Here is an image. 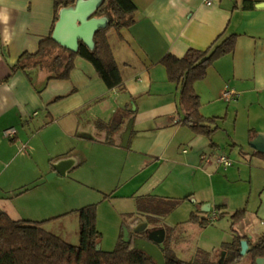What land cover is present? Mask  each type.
<instances>
[{
    "label": "crops",
    "instance_id": "obj_1",
    "mask_svg": "<svg viewBox=\"0 0 264 264\" xmlns=\"http://www.w3.org/2000/svg\"><path fill=\"white\" fill-rule=\"evenodd\" d=\"M99 1L80 0L72 8L81 7L87 20H108L95 14ZM133 1L137 10L131 24L108 32L124 81L122 89H109L83 57L76 58L68 79H49L48 67L30 69L31 77L28 70L16 69L22 56L36 52L52 33L55 1L0 0V211L13 220L45 221L49 231L79 244V213L65 211L59 196L52 201L48 183L70 175L87 181L81 167L88 152L102 145L140 160L130 172L133 160L127 156L124 185L132 188L122 195L113 191L111 197H133L140 212L159 219L191 200V215L167 227L174 232L200 224L190 219L194 213L202 219L216 211L233 222L241 212L240 220H264V151L251 145L259 140L264 146V0H252L255 6L249 9L243 8L244 0ZM221 33L236 34L234 51L217 59L194 84L201 113L217 118L216 130L207 135L185 123L180 88L168 79L161 59L167 53L181 57L190 47L206 49ZM33 61L26 59L27 69ZM8 128L16 129L15 136H6ZM222 154L231 165L218 163ZM151 179L156 190L145 186ZM138 195L168 203L161 205L165 216L150 207L142 211ZM173 200L178 203L172 205ZM139 222L128 225L133 240L142 237L136 236ZM153 228L165 227L154 223ZM235 231L245 236L249 249L264 233L254 224Z\"/></svg>",
    "mask_w": 264,
    "mask_h": 264
},
{
    "label": "trees",
    "instance_id": "obj_2",
    "mask_svg": "<svg viewBox=\"0 0 264 264\" xmlns=\"http://www.w3.org/2000/svg\"><path fill=\"white\" fill-rule=\"evenodd\" d=\"M54 1L57 23L61 8L72 6L77 0ZM244 3L245 9L255 6L252 0H244ZM136 10L137 5L133 0H102L95 14L108 17V22L96 30L93 48L81 40L78 50H71L57 42L52 31L40 42L38 50L25 53L15 68L28 70L30 76V69L48 67L49 79H68L75 67L76 58L83 57L94 65L109 89H122L124 81L108 32L112 28L119 30L130 25L133 21L132 14ZM235 40L236 34L221 33L206 49L190 47L181 57L167 53L161 59V63L166 67L168 79L180 88L179 108L187 118L185 123L195 132L211 135L217 128L214 126L217 118L206 117L201 113V99L194 84L207 75L209 67L217 59L234 51ZM26 59L34 60L32 68H26ZM144 199L145 204H142L141 200L139 202V207L143 210L148 208L154 197L148 195L144 196ZM177 203L178 200H173L172 205ZM75 211L80 216V241L77 245L49 231L44 226L45 221L13 220L0 211V264H159L147 252L135 247L132 238L129 241L119 239L113 250L99 248L102 233L97 227V205L90 203ZM239 213L241 212L233 215V222L236 223V220L240 219L237 218ZM190 219L199 221L202 225L211 224L205 217L200 219L195 213ZM243 238L244 235L236 232L233 240L226 242L224 250L227 255L223 263L203 257V264H256V258L264 256V233L251 242L247 258L240 253ZM160 247L164 253L165 264H196L198 259L186 261L179 258L171 248L167 236Z\"/></svg>",
    "mask_w": 264,
    "mask_h": 264
},
{
    "label": "rangeland",
    "instance_id": "obj_3",
    "mask_svg": "<svg viewBox=\"0 0 264 264\" xmlns=\"http://www.w3.org/2000/svg\"><path fill=\"white\" fill-rule=\"evenodd\" d=\"M118 150L119 149L100 145L96 152L93 150L92 153L87 151V161L80 170L83 175L82 179L87 180L85 182L80 181L73 175H70V177L57 176L50 179L48 183V189L50 190L52 201L54 200L53 198H57V196L63 199L65 202V208L63 209H66L65 211H73L74 209L90 203H95L97 205V227L102 233L100 248L104 250H113L117 246L119 239H128V225H131L134 220L141 221L137 225V229L142 228L147 222L149 223V226L147 223L148 229L153 228L154 223H157L165 227L167 231L166 236L168 238H172L179 257L189 260L197 257L198 259L196 264H203L201 260L203 257H207L209 259L214 256L216 259L220 257V254L224 251V246L226 245L225 242L233 239L236 229L244 231V229L248 228L250 224H254V227L256 226L260 229V231H264V220L261 221L256 216H253V221L237 219L235 223L232 222L230 216L224 213L218 220L210 225L195 223L189 225V227L184 225L182 228L177 229L176 232L170 230L167 228L170 224L176 221H183L191 215V210L188 208V206H191L192 204L190 203L191 200L189 199V202L177 208L169 217H164L165 213L163 214L161 212L163 211L161 205H167L168 203L162 201L160 202L159 200H157L159 203H151L150 206L148 205L147 207L156 210V212H153L152 210V213H155V215H159L160 217H164L159 219L140 212L141 210L138 209L137 201L133 197H111L110 194L113 191L116 194L122 195L132 188L133 184L130 186L124 185L126 171L128 170L127 156H130L133 160L130 172H133L135 166L140 163L137 155H120L118 153L121 151ZM122 150L128 152L127 150L129 149L128 147H123ZM154 185L155 183L153 179H151L145 186L148 190L152 188L153 190H156L157 188ZM158 189L161 190L163 188L160 187ZM256 196L257 194H255L254 197ZM136 198L139 201L141 200L142 204L145 202L144 197L138 195ZM254 201L256 202V199H254ZM146 209L148 208H144V211ZM148 210L150 211V209ZM72 213L73 212L69 214ZM66 216L67 219L65 223H69L72 217H70L71 215ZM63 218H65V216ZM70 224L71 222L69 223V228H72ZM241 224L243 225L241 226ZM172 231L174 233H172ZM134 246L139 247V244L134 241ZM187 247L189 249H187ZM199 247L202 250L197 253ZM186 249L189 251L186 252ZM247 254L248 253L244 255L246 258L248 256Z\"/></svg>",
    "mask_w": 264,
    "mask_h": 264
},
{
    "label": "water",
    "instance_id": "obj_4",
    "mask_svg": "<svg viewBox=\"0 0 264 264\" xmlns=\"http://www.w3.org/2000/svg\"><path fill=\"white\" fill-rule=\"evenodd\" d=\"M80 0L76 1V4L78 5V2ZM102 0H100L97 4V8L100 5ZM258 7H261L260 5H257ZM72 6H69L68 8H64L60 12L59 20L57 21L55 28L53 30V38L62 44L63 46L71 49V50H78L79 48V42L82 40L86 42L91 48L94 47V34L96 30L100 27H103L107 24L108 20L104 19H93V20H87L84 17V11L81 9V7L72 8ZM96 8V10H97ZM94 14V13H93ZM87 17V14L85 15ZM105 17V16H103ZM108 18V17H107ZM132 128V123L129 124L128 130L126 131L125 136V145L128 142L130 132ZM258 141H252L251 145L258 149L264 151V146H261L258 144ZM59 169H57L56 172H58ZM137 232H146L145 237H136L134 239L135 242L139 244V247L136 246L139 249L144 250L147 252L150 256L156 259V261L159 264H165V257L164 253L160 247V245L164 242L166 238V229L165 228H150L148 229L147 223L144 224V226L140 229H136ZM128 235V232H127ZM127 241L131 240V236H128V239H125ZM100 248V244H99ZM249 250V242L247 239L241 240V254L245 255L248 253ZM226 255V251L224 250L221 255V262L224 261ZM257 264H264V256H260L256 258Z\"/></svg>",
    "mask_w": 264,
    "mask_h": 264
},
{
    "label": "built area",
    "instance_id": "obj_5",
    "mask_svg": "<svg viewBox=\"0 0 264 264\" xmlns=\"http://www.w3.org/2000/svg\"><path fill=\"white\" fill-rule=\"evenodd\" d=\"M208 3H210V1H208ZM225 94L228 96V93H225ZM16 133H17V131L14 128H8V129L5 130L6 136H9V137L15 136ZM217 160H218L219 164H222L224 166H229V165L232 164L231 160L226 155H223V154L219 155ZM219 217H220V214L218 212L214 211L210 215H208L206 217V219L209 222L213 223L216 220H218Z\"/></svg>",
    "mask_w": 264,
    "mask_h": 264
},
{
    "label": "flooded vegetation",
    "instance_id": "obj_6",
    "mask_svg": "<svg viewBox=\"0 0 264 264\" xmlns=\"http://www.w3.org/2000/svg\"><path fill=\"white\" fill-rule=\"evenodd\" d=\"M137 235L142 236V237H145V236H146V232H145V231H142V232H140V233H137L136 236H137ZM225 251H226V250H225ZM240 253H241V250H240ZM221 255H222V254H220V257L218 258L217 262L223 263V262L220 261V260H221ZM226 255H227V251H226ZM226 255H225V257H226ZM239 264H240V263H239ZM256 264H257V263H256Z\"/></svg>",
    "mask_w": 264,
    "mask_h": 264
}]
</instances>
